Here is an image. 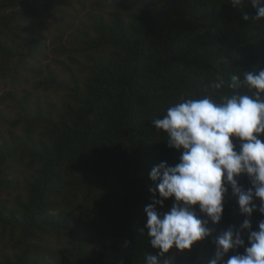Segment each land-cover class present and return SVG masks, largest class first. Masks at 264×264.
<instances>
[{
    "label": "trees",
    "instance_id": "obj_1",
    "mask_svg": "<svg viewBox=\"0 0 264 264\" xmlns=\"http://www.w3.org/2000/svg\"><path fill=\"white\" fill-rule=\"evenodd\" d=\"M43 1L47 18L37 0H0V79H35L0 94V242L10 248L0 264H145L155 254L143 228L149 172L180 156L151 120L183 99L230 96L233 74L264 67V20L245 22L255 10L230 0H75L70 13V0ZM87 6L77 25L62 20ZM32 18L54 34L60 23L73 28L68 46L57 35L44 67L32 64L49 49ZM218 77L220 90L211 87ZM37 90L60 97L38 101ZM240 183L250 186L246 176ZM243 219L229 192L214 235ZM261 219L252 214L253 230ZM212 252L206 239L175 252V264H207Z\"/></svg>",
    "mask_w": 264,
    "mask_h": 264
},
{
    "label": "clouds",
    "instance_id": "obj_2",
    "mask_svg": "<svg viewBox=\"0 0 264 264\" xmlns=\"http://www.w3.org/2000/svg\"><path fill=\"white\" fill-rule=\"evenodd\" d=\"M230 4L255 10L254 16L242 15L245 22L264 20V0ZM224 83L218 77L211 87L220 90ZM228 87L230 96L183 99L151 120L180 156L174 166L161 161L149 172L151 202L143 209V228L155 254L147 253L145 264H175V252L191 251L206 239L213 245L207 264H264V219L256 230L250 221L254 212L264 217V67L244 71L242 78L233 74ZM241 176L249 187L241 185ZM229 192L244 219L214 235ZM170 198V209L163 211Z\"/></svg>",
    "mask_w": 264,
    "mask_h": 264
},
{
    "label": "rangeland",
    "instance_id": "obj_3",
    "mask_svg": "<svg viewBox=\"0 0 264 264\" xmlns=\"http://www.w3.org/2000/svg\"><path fill=\"white\" fill-rule=\"evenodd\" d=\"M37 1H38L37 3H38V10H39V12L42 13V14H44V16H45L44 1L43 0H37ZM71 3L72 4H75L76 1L75 0H70L66 4H64V6H63L64 9H66V12L67 13H70L71 10H72V9H69ZM12 9H18V7H14ZM89 10H90V8L88 6L87 7H84V8H82L79 11V14L78 15L73 14V15H75L74 17H72L73 19L64 16L62 18V20L63 21H67L70 24L72 23L75 26V25H77L79 23V21H84L86 19V17H84V15ZM53 17H57L61 21V12L56 11L55 14H53ZM37 24L38 23L32 18L31 19V23L29 24L30 29L33 30V29L37 28L38 29V33L44 34V36L46 37L45 38L46 45H48L49 49H46L43 46L42 53L38 54L35 57V60H32V64H33V67L34 68L44 67L45 66V63L48 62V61H50L51 60L50 58L54 57V54L50 50H51V47L53 45L56 46L57 35H59L61 33V31H62V35H61L62 36V44L68 46L69 44H67V40L69 39V37L67 35L70 33L69 30H71V29L73 30V28H71L69 30L63 28L64 26L60 23V25L62 26V28L60 29V32L58 31L57 34L56 33L54 34V32H55L54 26H53V24H50L49 21H47L46 22V25H44V26H41L39 24L37 26ZM64 29H65V32H64ZM58 57L59 58H62L63 56L60 55ZM64 63H67V60H65ZM52 66L56 69L55 71H57L58 73H60L63 77L67 78L68 75L65 74V71L63 69L64 67L62 65H60L58 63H53ZM74 68L75 67L73 66V71L72 72L76 71V69H74ZM76 73H77L76 74L77 77H80V78L83 77V75L81 73H79L78 71ZM27 78L29 79L28 83L22 82L21 84L19 83V85H12L9 82L8 79H6V80L0 79V94H3L4 92L9 91V90H19L21 87H30L31 83L35 79L33 77V74H28L27 75ZM58 94L51 93L50 91H41V90L33 91L34 99L35 100H38V101H41V99L46 98V97L49 98L52 101L58 100V98L60 97ZM6 104L8 106V102L7 101H6ZM6 104H4L3 106H1L4 111H6V109H7ZM2 243L3 242L1 241L0 242V252L3 251V250H9L10 249L9 246L4 247Z\"/></svg>",
    "mask_w": 264,
    "mask_h": 264
}]
</instances>
